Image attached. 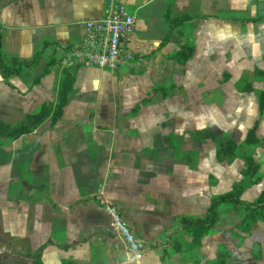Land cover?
<instances>
[{
  "label": "crops",
  "instance_id": "crops-1",
  "mask_svg": "<svg viewBox=\"0 0 264 264\" xmlns=\"http://www.w3.org/2000/svg\"><path fill=\"white\" fill-rule=\"evenodd\" d=\"M118 1L127 4L136 14L131 42L143 47L148 64L141 69H123L116 73L77 64V91L65 108L62 120L53 129H49L46 122L31 134L0 138L3 142L0 204L7 208L9 217H15L9 223L19 242L14 243L23 252L35 250L52 239L42 264H63V260L95 264L91 261V246L99 248V257L104 252L106 264H214L217 252L225 249L238 222L231 212L221 211V218L211 234L191 253L172 252L171 240L175 236L171 233L179 226L181 216L203 213L210 193L219 194L229 189L239 178L243 162L236 160L227 167L218 164L216 142L196 140L191 134L218 124L237 142L243 141L258 116L256 96L237 91L240 100L253 104V120L237 118L232 110L222 115L221 109L211 107L218 104L207 102L214 96L205 95L201 98L208 110H204L206 118L200 117V113L185 106L183 91L142 105L137 111L133 109L157 83L184 89L204 79L206 82L204 74L214 72L215 64L220 65L219 79L226 72L231 74L228 81H233L234 88L244 73L255 67L264 68V25L260 26L264 21L200 19L191 34L195 55L185 65L168 56L187 41V36L175 33L166 44L162 43L169 28L164 18L169 7L175 15L229 17L245 11L258 14V0ZM108 2L0 0V45L6 53L30 59L47 43L44 58L31 75L10 78L14 86L1 81L0 73V118L16 123L36 113L44 102L56 100L61 67H53L39 84H33L35 77L41 73L49 56L62 59L82 41L86 21L105 16ZM248 28L260 29V32L251 34ZM228 66L229 70L225 68ZM235 70L239 71L236 76L233 75ZM188 104L198 102L191 98ZM201 118L210 121L199 125ZM263 122L264 116L258 128L260 137L264 136ZM206 145L213 149L209 160H204ZM163 150H170L171 154L159 160L151 158L153 152ZM189 151L195 153L194 161L184 159L185 152ZM257 152L264 157V143L258 146ZM17 161H30L38 176H41L40 169H47V178L46 182L25 184L29 186L24 188L28 195L18 192L9 204V176ZM261 171L264 175L263 163ZM210 174L217 178L214 185L210 184ZM261 184L264 186V179ZM101 192L128 227L151 243L140 259L131 260L111 214L99 205L97 197ZM257 193V190L248 191L245 198L251 200ZM5 223L8 227L7 220ZM80 240L85 241L72 250L57 246ZM231 241H228L231 255L227 264H264V226L238 243ZM165 252L171 255L161 262Z\"/></svg>",
  "mask_w": 264,
  "mask_h": 264
},
{
  "label": "trees",
  "instance_id": "trees-1",
  "mask_svg": "<svg viewBox=\"0 0 264 264\" xmlns=\"http://www.w3.org/2000/svg\"><path fill=\"white\" fill-rule=\"evenodd\" d=\"M211 17L240 21L241 23L264 21V15L260 16L258 14L254 17H238L235 15L228 17L222 14L194 16L189 13L175 15L172 8L169 7L164 13L165 22L169 28L162 43L166 44L170 36L175 33L187 36L188 39L175 52L169 55L168 58L181 65L187 64L195 55L196 46L190 36L196 27L197 21ZM1 28L0 22V33ZM46 45L47 43L44 44L43 49L36 52L30 59H23L17 55L8 54L0 45L1 81L14 86L10 80L13 75L23 77L31 75L44 58ZM55 66L61 67L62 71L56 100L44 102L36 113L28 114L23 120L16 123H9L0 118V138L12 139L31 134L46 122H49L48 128L53 129L62 120L65 108L77 91L75 87L77 64H64L63 58L49 56L42 67L41 73L35 77L33 84H39L42 78L51 72ZM230 77L231 74L226 72L223 81H228ZM257 84H259L258 87ZM235 86L237 91L242 95L254 94L258 106V116L248 128L244 140L237 142L231 136L226 135L219 128L218 124L195 130L191 135L196 140L216 142L215 159L218 164L227 167L236 160H241L243 163L239 170V178L232 182L229 190L219 194L210 193L209 204L205 207L202 214L197 216H181L179 226L171 233L172 236H175L171 240L172 252L181 253L185 251L191 253L201 246L205 238L211 234L212 229L220 220L223 209L237 217L238 222L235 228H233V232L237 235L242 234L241 238L256 231L261 226L260 224L264 226V186L261 184L264 175L261 171V163L253 151L254 148L264 143V136L260 137L258 135L259 124L261 118L264 116V68L255 67L252 71L244 73L237 80ZM181 92L182 89L179 86L157 83L142 101L134 107L133 111H137L142 105L159 102ZM2 146L3 142L0 139V148ZM170 154V150L153 152L151 158L159 160ZM184 159L194 161L195 153L192 151L185 152ZM209 179L211 185L217 182V178L213 174L209 175ZM251 190H257L258 193L253 199L248 200L245 198V193ZM241 209L244 211L243 215L240 214ZM83 241L85 240L65 242L57 244V246L61 249L72 250ZM50 244H52V239L49 238L47 242L35 250H25L22 252L18 248L17 243H13V246L10 247L0 240L2 264H42L43 255ZM91 250V261L99 264V260H101L102 264H106V260L103 258L104 252H101V257H99V248L91 246ZM170 255L171 253L165 252L161 256V262ZM216 257L214 264H227L230 254L227 251H219ZM63 264L77 263L74 260H63Z\"/></svg>",
  "mask_w": 264,
  "mask_h": 264
},
{
  "label": "built area",
  "instance_id": "built-area-1",
  "mask_svg": "<svg viewBox=\"0 0 264 264\" xmlns=\"http://www.w3.org/2000/svg\"><path fill=\"white\" fill-rule=\"evenodd\" d=\"M136 23V14L129 10L127 4L109 0L106 15L86 21L82 41L66 53L63 63L97 67L113 73L143 68L148 64L143 55L144 49L131 42ZM98 199L112 215L131 260L140 259L151 243L128 227L119 213L107 204L108 200L103 194Z\"/></svg>",
  "mask_w": 264,
  "mask_h": 264
},
{
  "label": "rangeland",
  "instance_id": "rangeland-1",
  "mask_svg": "<svg viewBox=\"0 0 264 264\" xmlns=\"http://www.w3.org/2000/svg\"><path fill=\"white\" fill-rule=\"evenodd\" d=\"M232 14H234L238 17H245L247 15H248L247 17H254L257 15L255 12L251 13L249 11H245L244 13L242 12L239 15L236 13H232ZM236 22H240V21H236ZM262 25H264V24L261 22L260 26H262ZM249 28L247 31L251 34L252 33L257 34L260 32V29L251 30ZM190 38L194 42V37L192 35L190 36ZM246 42H247V39H246ZM251 47H253V46H251ZM57 55L58 54H56V56ZM230 66L225 67V68L227 70H229ZM219 67H220V65L216 66V64H215L214 72L204 74L205 75L204 78H207L206 82L204 79V81L202 80V81H198V83H195V85L193 87L182 89L183 96L186 99L185 102H187V104H185V106L187 108H191V110L193 112L200 113V117L204 116L206 118V115L204 112L206 110H208V108H207V105L203 104V100H202L201 96H204V95L205 96H214L213 97L214 99H209V101L207 100V102H210V103L215 102L216 104H218L219 106L213 105L211 107L213 109L214 108L221 109L222 115L230 114V111L232 110V113L235 114L237 116V118H242L243 120L250 118L253 120L255 118V116L253 114V108H254L253 104L250 101H243L237 97V95H238L237 89H235L236 87L234 88V84H233L232 80L223 81L224 76L222 79H219L221 77V71L218 70ZM231 68L234 70V67H231ZM238 73H239V71L235 70L233 72V75L236 76ZM207 75L209 76V78L207 77ZM199 76H200V78L203 79L201 74H199ZM208 83H209V85H208ZM196 84H198L197 87H196ZM206 86H209V87L206 88ZM210 92L213 95H211ZM191 98H196V101L198 102V104H193V105L188 104V101H191ZM209 121H210L209 119H202L198 123H199V125H202V124L209 122ZM225 125H226V123H225ZM226 126L228 128H230L229 125H226ZM262 131H264V122L262 124ZM224 133L229 136V134L227 132H224ZM257 148L258 147L254 148L253 151L255 152V154L258 155ZM204 152L207 154V156L204 158V160H209L210 159L209 155L212 154L213 149L208 147V149L207 150L205 149ZM258 158H259L258 159L259 162L263 163V165H264V157H261V155H258ZM31 167H32V164L30 161H26V162L17 161L14 163L13 170L10 171L9 184H8L9 189H8L7 195H8V199H9V204L12 203V201H11L12 199H15L17 197L18 192H20V195H22V194L25 196L28 195V190H26L24 188L29 187L35 183L46 182L47 169H42V170L40 169L41 171L39 170V172H40L41 176H38L37 175V169H32ZM25 184H27L29 186H26ZM229 189H230V187H229ZM229 189L227 188L225 191H227ZM30 190L31 189L29 188V193L31 192ZM225 191H223V192H225ZM102 194L105 196V194L103 192L99 193V196H101ZM97 199H98V197H97ZM98 201H99V199H98ZM107 204L110 205V207L114 208L115 212L119 213L118 210L116 209V207L113 206L109 201H107ZM99 205L106 212H108L106 207L104 205H102L101 202H99ZM5 208H6L5 206L0 204V240L3 241L5 244L11 246L14 242H18L16 240L17 238L15 236L17 234L14 233V230L10 227V224H9L11 219L15 220V217H9L7 215V212H6L7 210H5ZM223 213H226L225 209L223 210ZM237 214H239V213H237ZM240 214H242V215L244 214L243 209L240 210ZM5 219L7 220L8 227H6V223H5L6 220ZM260 225H262V224H260ZM249 235H251V234H249ZM241 236H242V234L237 235V234H234V232H233L232 235L229 237L228 241L234 240L236 243H238L241 240ZM228 241H227L226 246L224 247L225 249H223V251H227L230 254L231 249L229 247ZM25 242L26 241H24V243H23L24 246L26 245ZM236 243H234V244H236ZM0 264H2L1 250H0Z\"/></svg>",
  "mask_w": 264,
  "mask_h": 264
},
{
  "label": "water",
  "instance_id": "water-1",
  "mask_svg": "<svg viewBox=\"0 0 264 264\" xmlns=\"http://www.w3.org/2000/svg\"><path fill=\"white\" fill-rule=\"evenodd\" d=\"M258 15H264V0H258Z\"/></svg>",
  "mask_w": 264,
  "mask_h": 264
}]
</instances>
